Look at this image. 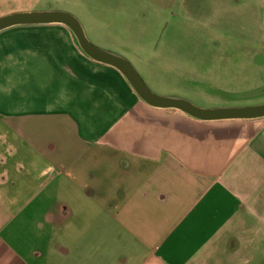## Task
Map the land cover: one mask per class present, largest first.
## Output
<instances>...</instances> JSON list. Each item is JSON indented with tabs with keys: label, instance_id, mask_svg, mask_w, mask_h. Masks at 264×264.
<instances>
[{
	"label": "crops",
	"instance_id": "obj_1",
	"mask_svg": "<svg viewBox=\"0 0 264 264\" xmlns=\"http://www.w3.org/2000/svg\"><path fill=\"white\" fill-rule=\"evenodd\" d=\"M0 264H264V119L151 108L62 25L0 32Z\"/></svg>",
	"mask_w": 264,
	"mask_h": 264
},
{
	"label": "rangeland",
	"instance_id": "obj_2",
	"mask_svg": "<svg viewBox=\"0 0 264 264\" xmlns=\"http://www.w3.org/2000/svg\"><path fill=\"white\" fill-rule=\"evenodd\" d=\"M236 2L243 8L220 16ZM11 10L75 16L95 46L122 55L157 95L203 109L264 103V0H49ZM228 22L239 41L222 36Z\"/></svg>",
	"mask_w": 264,
	"mask_h": 264
},
{
	"label": "water",
	"instance_id": "obj_3",
	"mask_svg": "<svg viewBox=\"0 0 264 264\" xmlns=\"http://www.w3.org/2000/svg\"><path fill=\"white\" fill-rule=\"evenodd\" d=\"M62 25L76 39L81 51L92 61L116 69L129 83L136 95L151 108L179 111L197 121L222 122L264 119V105L245 108L203 109L188 101L153 93L132 64L126 59L94 46L86 37L78 19L65 12L20 13L0 18V32L18 26Z\"/></svg>",
	"mask_w": 264,
	"mask_h": 264
}]
</instances>
